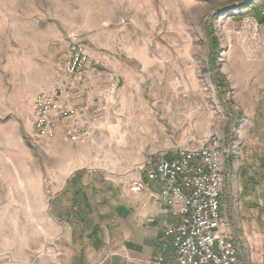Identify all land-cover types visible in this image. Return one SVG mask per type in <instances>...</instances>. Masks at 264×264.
<instances>
[{
  "label": "rangeland",
  "instance_id": "1",
  "mask_svg": "<svg viewBox=\"0 0 264 264\" xmlns=\"http://www.w3.org/2000/svg\"><path fill=\"white\" fill-rule=\"evenodd\" d=\"M230 1L243 0H0V264H54L78 188L100 201L93 185L208 138L223 148L239 263L264 264V28L254 35L239 7L220 11ZM74 40L102 60L82 84L94 129L34 141L33 105L64 79Z\"/></svg>",
  "mask_w": 264,
  "mask_h": 264
},
{
  "label": "built area",
  "instance_id": "2",
  "mask_svg": "<svg viewBox=\"0 0 264 264\" xmlns=\"http://www.w3.org/2000/svg\"><path fill=\"white\" fill-rule=\"evenodd\" d=\"M258 14L264 20V0ZM251 23L255 35L263 26L254 18ZM101 64V58L90 54L83 42L70 43L64 79L53 91L39 94L33 105L34 141L49 143L60 137L72 143L90 135L94 126L86 119L88 106L83 101L87 92L82 84ZM89 109L93 114L100 111L97 103ZM222 149L218 139L208 138L198 148L176 149L164 157L149 158L139 167L160 190H149L144 181L136 180L130 192L135 196L147 192L173 218L163 233L162 252L151 264H240L222 213Z\"/></svg>",
  "mask_w": 264,
  "mask_h": 264
},
{
  "label": "crops",
  "instance_id": "3",
  "mask_svg": "<svg viewBox=\"0 0 264 264\" xmlns=\"http://www.w3.org/2000/svg\"><path fill=\"white\" fill-rule=\"evenodd\" d=\"M136 180L144 181L149 190H160L140 171L120 182L93 185L92 188L106 193L105 198L89 200L92 212L79 230L72 231L68 225L64 236L68 248L59 251L57 259L51 257V263L151 264L154 256L162 252L163 233L173 218L165 205L151 201L147 192L138 196L130 192L129 187ZM97 223L98 229L94 230ZM166 252L170 253V249Z\"/></svg>",
  "mask_w": 264,
  "mask_h": 264
},
{
  "label": "trees",
  "instance_id": "4",
  "mask_svg": "<svg viewBox=\"0 0 264 264\" xmlns=\"http://www.w3.org/2000/svg\"><path fill=\"white\" fill-rule=\"evenodd\" d=\"M239 7L240 9V16H250L258 21L259 24H261L264 28V20L259 17L258 14V6L251 3L250 0H243V1H230L226 4H223L220 6V11H226L231 10L234 8ZM211 30V28H210ZM218 43H215L211 47V51H217L218 49ZM226 86L225 81L222 77H219V80L217 82V88L222 92V89ZM264 177H262L263 179ZM74 187L78 185L76 181L73 182ZM71 207L70 210L60 216L65 222H67L72 229L79 230L85 223H86V216H88L91 212V206L89 203V200L86 199L84 190L82 188H78L76 193L74 194L72 200L70 201ZM99 226V223L94 225V230H97ZM81 231V230H80Z\"/></svg>",
  "mask_w": 264,
  "mask_h": 264
}]
</instances>
